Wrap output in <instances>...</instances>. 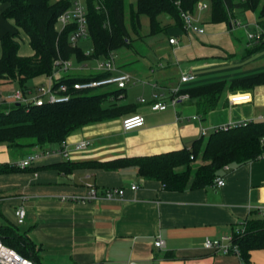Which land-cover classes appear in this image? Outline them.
<instances>
[{
	"label": "crops",
	"instance_id": "0c3cea01",
	"mask_svg": "<svg viewBox=\"0 0 264 264\" xmlns=\"http://www.w3.org/2000/svg\"><path fill=\"white\" fill-rule=\"evenodd\" d=\"M200 1L210 3V8L200 13V17L203 14L209 16L210 0ZM4 8L0 6V36L15 31L14 22L2 17ZM194 14L199 15L197 8ZM232 14L231 23L213 24L209 19L201 20L206 29L203 36L189 35L170 17H161L162 27L167 31L157 36L167 37L163 46L165 51H161V43L157 44L155 54L148 58L150 64L139 67L137 72L140 79L151 84L142 89V94L132 95L127 100L129 83L126 94L119 97L123 104L137 105L136 111L88 125L68 138L70 145L82 140L91 141L88 150L74 153L69 159L51 158L35 166L70 161L84 167L67 173L48 169L0 176V225L16 223L15 211L23 206L27 219L20 226V232L35 244L42 264H128L132 261L143 264H244L235 254L206 250L204 242L231 237L250 222L264 218V213L257 211L259 207L264 208V156L242 166L225 167L219 176L225 180L223 187H217L214 182L205 188H188L181 192L170 191L161 182L140 177L135 167L106 171L85 166L92 162L153 156L190 148L204 137L202 127L209 134L210 130L215 132L216 128L231 123L247 124L264 117V84L251 91L226 93L218 108L206 117L198 115L188 102L176 110L172 107L161 112L151 110L157 101L154 96L164 91L167 97L163 101H168L169 89L177 87L184 74L194 73L197 79L193 86L198 87L222 80L252 78L264 72V68L254 67L255 63L264 60V55L258 56L264 49L242 58V52L252 48L248 34L258 24L257 14L238 10ZM171 37L178 38V47L170 45ZM21 39L20 55L32 56L34 52L23 32ZM85 41L78 47L84 50ZM87 41H90L91 47L86 46L90 51H84L90 53L93 44L91 40ZM94 70L86 77L102 74ZM32 83L34 87L47 86L48 78L42 76ZM130 86L136 87V83ZM244 94L250 95L251 100L234 105L229 103V98ZM140 101L146 103L144 108L138 104ZM257 114L259 118L255 120ZM134 115L143 116L146 124L125 132L123 119ZM177 115L183 116V120L178 121ZM193 116L201 117V121L193 120ZM37 150L39 148L24 149L22 155L10 163L0 164H12ZM5 152V149L0 151V158ZM133 185L138 189L133 191ZM94 187L100 192L123 188L126 194L123 199L85 204L62 200L69 195H84ZM158 239L164 241L163 249L155 246ZM250 264H264V249L250 252Z\"/></svg>",
	"mask_w": 264,
	"mask_h": 264
},
{
	"label": "trees",
	"instance_id": "16d2710c",
	"mask_svg": "<svg viewBox=\"0 0 264 264\" xmlns=\"http://www.w3.org/2000/svg\"><path fill=\"white\" fill-rule=\"evenodd\" d=\"M200 0H136L131 12L134 34L142 27V18L149 21L150 35L167 31L160 18L168 16L184 31L180 10L195 13ZM209 22L231 23L232 12L251 11L258 16V24L264 31V0H210ZM179 3V5H178ZM5 6L2 17L13 21L14 32L0 36V87L12 83L24 96L34 90L32 81L55 73V61L77 62L107 59L116 51L129 47L131 34L125 24V0H87L89 37L93 48L89 55L70 43L76 24L68 25L61 33L56 29L58 19L72 7V0H0ZM101 7V8H99ZM21 32L29 39L34 54L20 55ZM185 32V31H184ZM264 49V33L253 51ZM108 74L91 77L66 75L60 84L70 87L75 82L99 80ZM264 84V72L252 78L222 80L203 86H190L182 91L190 95V103L200 116L215 111L226 93L251 91ZM127 89H98L76 92L67 103L44 106L16 104L0 110V145L9 148L33 150L59 147L84 127L121 118L137 105L123 104L119 97ZM264 156V120L249 122L245 126L213 132L207 139L196 140L190 148L160 155L122 158L108 162H92L85 166L106 171L135 167L138 175L147 180L161 182L170 191L200 189L212 185L225 167L242 166ZM202 162L199 166L196 163ZM84 165L64 161L49 166L18 169L11 164H0V176L17 173H36L53 169L72 172ZM3 243L15 249L34 264H42L35 244L20 232L16 223L0 225ZM234 244L241 252L244 264H250V252L264 249V218L250 222L243 233H234Z\"/></svg>",
	"mask_w": 264,
	"mask_h": 264
},
{
	"label": "built area",
	"instance_id": "2783aa9c",
	"mask_svg": "<svg viewBox=\"0 0 264 264\" xmlns=\"http://www.w3.org/2000/svg\"><path fill=\"white\" fill-rule=\"evenodd\" d=\"M179 5V3H178ZM101 8V7H99ZM210 8L209 2L200 1L197 4V11L201 13ZM180 16L183 21L184 31L189 35L203 36L206 34V29L200 23V17L195 15L190 11L180 10ZM76 24V31L70 37V43L72 46L76 47L81 41L88 40L89 37V28H88V19H87V0H72V7L60 16L58 19V31L61 33L68 25ZM240 26V25H239ZM257 35L253 33L249 34V37H261L264 33L260 26H256ZM169 43L172 46L178 47L180 42L178 38L171 37ZM90 54V53H88ZM71 69V63L58 60L55 62V73L48 78V85L40 87L38 95L33 99L25 98L23 93L18 90L13 96L12 104H24V105H34V106H44L46 104L55 105L63 104L69 102L76 92H85L90 90L98 89H108V90H123L127 88V85L134 80L131 75L120 72L115 63V56L112 54L109 58L103 59L99 62L97 71L102 74H108L107 77L99 80H91L85 82H75L70 87L68 84H60L64 75H68ZM154 72V70L152 71ZM196 75L194 73L184 74L181 77L180 84L177 87L169 89L168 92V101H163L167 95L163 92L156 94L154 97L157 102L151 106V110L154 112H161L167 110L169 107L174 108L175 110L184 102H187L189 98L188 93H182L183 90L189 88L196 82ZM151 84V83H150ZM154 88H159L157 84H152ZM170 97V98H169ZM10 97L0 98V110L2 107H9L11 105L9 102ZM251 100L250 95H237L229 98V103L231 105L237 103H244ZM12 106V105H11ZM6 109L5 113H9L10 109ZM183 116L177 115V120H183ZM193 120L201 121V117L193 116ZM261 120H264V117H261ZM146 120L141 115H134L126 117L122 121V128L125 132H130L135 129L144 127ZM248 124V123H247ZM247 124L243 123H231L224 127L216 128L215 132L221 130H228L235 127L245 126ZM207 129L202 127V135L205 137ZM72 146V147H71ZM91 146V141L82 140L75 143L74 145L68 144V142L62 143L61 146L51 149H39L34 153L29 154L25 159L16 161L12 163L14 167L25 170L34 166L39 165L45 160L51 158H64L69 159L74 153L84 152L89 149ZM215 185L217 187L225 186V180L222 177H218L215 180ZM133 191L138 189L137 185H133L131 188ZM126 191L121 188H112L106 189L100 192L97 188H91L84 195H69L62 198L63 201L74 202V203H92L100 200H115L123 199L125 197ZM257 211L264 213V208L259 207ZM16 221L19 226L25 224L27 219V211L21 206L15 211ZM246 227L238 230L236 233H243ZM155 246L159 249L165 247L163 240L158 239L155 242ZM204 248L208 251L222 253L224 255L235 254L241 258V252L237 245L234 244L233 236L224 238L222 240L218 239H207L204 242ZM0 264H34L33 261L23 257L15 249L5 245L0 238ZM128 264H143L136 261H132ZM152 264V263H146Z\"/></svg>",
	"mask_w": 264,
	"mask_h": 264
},
{
	"label": "rangeland",
	"instance_id": "374dc122",
	"mask_svg": "<svg viewBox=\"0 0 264 264\" xmlns=\"http://www.w3.org/2000/svg\"><path fill=\"white\" fill-rule=\"evenodd\" d=\"M135 6H136V0H125V24H126L127 29L129 30L130 34H131L130 41L128 42L129 47H124V48H122V49H120L114 53L115 54V63H116L117 68L119 70H121L123 73L131 75L133 79L140 80L138 82L135 80L130 82V84L128 86L129 97L127 100H130L132 95L136 96L137 94L138 95L142 94V91H143L142 89H146V87H148V85L151 83V82L147 81L146 79H140V77H138L139 76L137 74V72L139 71L138 68L143 67V65L148 66L150 64V61L148 60V58L152 57L155 54V51H156L155 48H156L157 44L161 43L160 47L162 48L164 46V43L167 42V37H162L163 35H161V37L150 35L149 21L145 17L142 18V27H141V30L139 31V34L138 35L134 34L133 27H132V20H131V12L133 9H135ZM203 12H205V11H203ZM203 12H201V13H203ZM198 16L200 17V13ZM207 16H208V14L201 15L200 23H201V20L203 21V20L209 19V16L208 17ZM256 26H260V25L257 24V25H255V27ZM56 29H58V26L56 27ZM257 31L258 30L255 28V30L252 31V33L254 35H257ZM261 37H262V35H261ZM193 38L195 39L196 37H193ZM248 38L252 41L250 44L252 46V48L249 50H246V52H242V55H243L242 58H247V57H249L250 54H251L250 56H252V54H254L256 52L253 50L256 47V45L258 44L259 38L249 37V34H248ZM89 40H90V38H89ZM162 42H163V44H162ZM20 43L21 44L23 43L22 39L20 40ZM84 43H87V45H85L84 50L86 52L87 51L89 52L90 50H87L86 46L90 45V41L86 40ZM84 43H82V45ZM183 43H186V41L185 42L183 41ZM89 47H91V46H89ZM173 47H175V46H173ZM24 50H25V48L23 46L22 51L24 52ZM161 51L164 52L165 48L163 47V49ZM86 55H89V54L86 53ZM261 55H264V51L258 55L259 58ZM103 59L104 58H100L96 62L84 61L81 63L77 62L75 59H72L70 61H64V60H62V61L71 63V69L69 71L70 75L86 77L87 76L86 74L89 71H93V68L95 69L94 72H97L96 69L98 68L99 62L102 61ZM254 67L258 70L263 69L264 68V60L258 61L257 63H255ZM64 76H66V75H64ZM49 77L50 76H47V78H49ZM134 83H136V87L130 86L131 84L134 85ZM40 87H41V85L39 87H35L29 96H27V97L24 96V97L28 98V99H31V98L33 99L34 97H36L38 95V91H39ZM18 90H20L22 92V90L15 84H12V83L4 84L2 87H0V98H2V97L7 98V97L11 96L10 101H9V102H11V101H13L12 95ZM189 98H191L190 95H189ZM189 101H190V99L187 102H189ZM140 102L141 103L138 102V104H140L141 108H144V106H146V103H144L143 101H140ZM10 104L12 106L16 105V103L12 104V102ZM11 105H9V107H11ZM19 105H21V104H19ZM5 106L8 108L7 105H5ZM257 118H259L258 114L254 117V119L258 120ZM213 130L209 131V134H207L205 139H207L209 137V135L212 134ZM3 146H5V145H0V151L2 149H5L6 154L4 157L0 158L1 163H7V162L10 163L11 160L16 158L17 156L22 155V153H23V151L21 149H15V148L6 149V148H3ZM201 163L202 162L198 161L196 163V166H199Z\"/></svg>",
	"mask_w": 264,
	"mask_h": 264
}]
</instances>
